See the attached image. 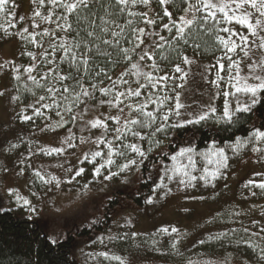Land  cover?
<instances>
[{"label":"rangeland","instance_id":"1","mask_svg":"<svg viewBox=\"0 0 264 264\" xmlns=\"http://www.w3.org/2000/svg\"><path fill=\"white\" fill-rule=\"evenodd\" d=\"M204 2L197 0L193 10L218 22L216 52L186 53L173 69L153 80L150 88L160 107L149 124L131 129L127 126L135 116L125 94L85 105L69 127L60 116L27 128L30 115L13 84L19 37L0 38V210L13 209L39 222L53 242L72 237L73 255L80 264H264L235 251L216 250L211 242L213 235L253 229L256 221H263L264 199L258 200L256 192L264 197V188L255 186L264 181V138L256 135L264 131V118L254 121L248 138L225 146L198 151L189 136L181 142L174 137V149L154 153L165 157L147 156L148 139L156 130L213 115L231 118L264 96V89L255 94L237 91L264 83V15L251 5L233 13L230 0H210L228 4L229 15L251 12L254 25L260 19L254 35L227 20L218 8L210 10L216 13L211 17ZM32 7L33 0H21L15 8L16 15L26 19L23 31ZM149 15L153 17L150 9ZM192 18L185 12L179 22L186 25ZM156 34L148 31L146 46ZM241 36L248 37L246 43ZM221 38L230 40L228 47ZM231 42L238 45L235 51L229 50ZM144 73L138 64L127 80L138 81ZM97 120L103 123L94 126ZM109 120H115L114 130ZM96 152L102 155L94 157ZM143 181L152 186L141 190ZM138 196L142 205L134 201Z\"/></svg>","mask_w":264,"mask_h":264},{"label":"trees","instance_id":"2","mask_svg":"<svg viewBox=\"0 0 264 264\" xmlns=\"http://www.w3.org/2000/svg\"><path fill=\"white\" fill-rule=\"evenodd\" d=\"M196 1L143 3L136 0L132 3L129 0L123 5L119 0H87V6L67 13L59 3L54 5L45 0L40 5L33 0L27 32H24L26 19L15 13L21 0H9L5 10L0 11V38L19 37L13 84L19 93V102L30 115L27 128L33 129L39 122H52L60 116L69 127L75 113L85 105L115 100L121 93L133 107V121H136L127 127L149 124L155 109L160 107L158 95L150 88L153 80L173 69L186 53L208 55L217 50L218 22L194 11ZM37 11L39 16L34 15ZM185 12L193 15L191 24L179 22ZM149 20L154 23H148ZM151 29L157 38L146 46ZM106 40L110 43L105 44ZM138 64L144 66L145 73L138 81H128L127 77ZM134 92L142 96L133 95ZM257 118H264V96L250 110L240 111L231 118L213 115L187 125L163 127L148 139V159L165 157L154 153L166 147L174 149V137L181 142L189 136L198 151L246 139L253 133L252 125ZM108 123L114 130L115 120ZM258 185L255 187L260 189ZM151 186L149 181H143L140 188L144 191ZM260 192H256L260 195L258 200L264 199ZM134 201L137 205L143 204L141 196ZM260 216L263 221H256L253 229H228L213 235V248L235 251L254 262L264 263V212ZM72 240L69 237L53 242L39 222L21 217L13 209L0 210V264H80L73 255Z\"/></svg>","mask_w":264,"mask_h":264},{"label":"snow or ice","instance_id":"3","mask_svg":"<svg viewBox=\"0 0 264 264\" xmlns=\"http://www.w3.org/2000/svg\"><path fill=\"white\" fill-rule=\"evenodd\" d=\"M35 2H38L40 5H43L45 3V0H34V3ZM49 2L51 4H54V5L57 4V3H59L60 6L63 9H65V11L67 13H72V12H74L75 10H77L81 6H87V0H69V2H64V0H49ZM128 2H129V0H119V3L120 4H123V5H126ZM131 2L132 3H135L136 0H131ZM142 2L143 3H148L149 0H142ZM160 2L161 3H166L167 0H160ZM8 3H9V0H0V11H4L5 8H6V5ZM230 3L235 5V8L234 9H231L233 11V13H235L236 9L243 8L245 5H251V7L253 9H255L256 12L260 13L261 15H264V0H230ZM202 6L206 10H209V15L211 17H213V18L215 17L216 13L213 12V11H210V10L211 9H214V8H218L220 12L224 13V16H225V18L227 20H229V21L235 20L237 23H239L241 25H244L246 28L250 29L254 35L256 34V27H255V25H260L261 24V20L260 19H257L255 21V25H254L252 23V19H251L252 13L251 12H248V11H244L240 15H235V14L229 15L228 14V10H227L229 8V5L228 4H220V5H217V4L211 3L210 0H205V2L203 3ZM9 14H11V13H9ZM34 15L39 16L40 15V12L37 11V12L34 13ZM166 15H169L170 16L171 13L170 12H166ZM148 23H154V21L149 20ZM185 23L186 24H191L192 21L191 20H188V21H185ZM67 27L70 28L71 25H67ZM165 27L167 28L168 26L165 25ZM104 30L107 31V29H104ZM139 31L143 32V29H140ZM180 31L182 32L183 29L181 28ZM223 31L229 32L230 30L228 28H225V29H223ZM24 32H27V29H24ZM232 34L233 35H239L238 33H235V32H233ZM30 35H33V34H30ZM88 35H92V33H88ZM113 35H118V33H113ZM137 38L139 39V37H137ZM161 39H163V37H161ZM240 39L246 43L247 40H248V37L247 36H241ZM261 39L264 40V37H262ZM33 40H34V35H33ZM221 42L225 45V47H228V45L230 43V40H224V39L221 38ZM104 43L105 44H108L110 42L106 40V41H104ZM231 43H232V47L229 50L230 51H235L236 48L238 47V45H236L235 42H231ZM262 46H264V45H262ZM125 51H127V50L125 49ZM28 55L29 56H32L33 54L32 53H28ZM141 59H143V57H141ZM222 67H223V65H221V68ZM28 70L31 71V68H29ZM176 71H178V72L181 71V69L179 68V66H177ZM62 79H64V77H62ZM256 79H260V78L259 77H256ZM258 89H264V83H260V84L255 85V86H245L243 88H239L238 87L237 88V91L251 92V93L255 94ZM65 90H67V89H65ZM105 91H107V90L105 89ZM132 94L133 95H139V92H134ZM121 95H123V93H121ZM225 95H227V93H225ZM252 102L254 104V103H256V100L253 99ZM180 106L181 105H178V107H180ZM244 110H247V106H245ZM212 111H215V109H212ZM226 114H227V112H226ZM148 115L151 116L152 113H148ZM204 118H205L204 116H201L200 117V119H204ZM25 119H29V117H25ZM112 119H118V118L113 117ZM165 119H167V117H165ZM101 123H103V122L100 121V120H97V121L94 122V126L100 125ZM132 123H136V121H132ZM256 135L258 137L264 138V131L257 130ZM132 147H133V149L135 151H139V149H137L134 145ZM53 151L59 152V151H63V149H53ZM100 155H102V153H100V152L94 153V157L95 156H100ZM108 163L111 164L112 161L109 160ZM133 163H134V161H133ZM101 167H103V165H101ZM125 167H127V165H125ZM81 171H83V170L81 169ZM96 171H97V174H99L100 169L97 168ZM108 178H110V177H108ZM193 179H195V177H193ZM249 183H253V182L252 181H249ZM258 186L260 188H264V181H262ZM17 199H21V198L20 197H17ZM24 203L25 204H28L29 202L27 200H24ZM164 231H167V229H165ZM172 231L175 232L176 229L173 228ZM115 258L116 259H119V257H115Z\"/></svg>","mask_w":264,"mask_h":264}]
</instances>
